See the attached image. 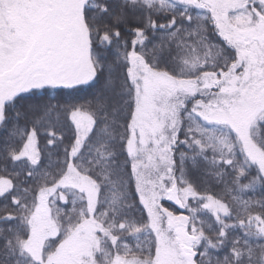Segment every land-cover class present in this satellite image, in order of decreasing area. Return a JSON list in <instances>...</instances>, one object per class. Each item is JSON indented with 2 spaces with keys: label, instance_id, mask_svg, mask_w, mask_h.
<instances>
[{
  "label": "snow or ice",
  "instance_id": "1",
  "mask_svg": "<svg viewBox=\"0 0 264 264\" xmlns=\"http://www.w3.org/2000/svg\"><path fill=\"white\" fill-rule=\"evenodd\" d=\"M0 264H264V0H0Z\"/></svg>",
  "mask_w": 264,
  "mask_h": 264
},
{
  "label": "trees",
  "instance_id": "2",
  "mask_svg": "<svg viewBox=\"0 0 264 264\" xmlns=\"http://www.w3.org/2000/svg\"><path fill=\"white\" fill-rule=\"evenodd\" d=\"M69 91L70 90H64V92L60 94L59 98L60 99L71 100L73 102L83 103V102H86L88 99L91 98L92 92L94 90L93 89L84 88V89H82V90H80L78 92L72 93V95H68L67 93ZM56 96H57V92L56 91H53V90H49L48 91V97L49 98L56 97ZM34 99L35 98L26 99L24 101H21V104H29ZM53 102H55V101L53 100ZM40 147H41V149H43L45 147V141H44L43 137H41V139H40ZM257 198H259V197H257ZM165 206L169 207L170 210L176 212L178 215L181 214V211L178 209V206L174 205L172 202H167L166 201L165 202ZM184 214H187V213H184Z\"/></svg>",
  "mask_w": 264,
  "mask_h": 264
}]
</instances>
